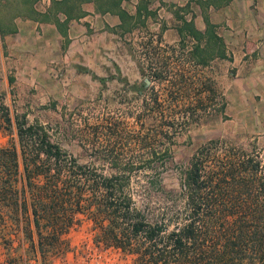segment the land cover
<instances>
[{
  "label": "trees",
  "instance_id": "16d2710c",
  "mask_svg": "<svg viewBox=\"0 0 264 264\" xmlns=\"http://www.w3.org/2000/svg\"><path fill=\"white\" fill-rule=\"evenodd\" d=\"M53 3L63 22L77 13L72 0ZM44 13L42 19L48 18ZM203 19V30L183 23L195 39L187 50L190 69L170 64L167 56L149 60V82L141 78L134 88V128L115 120L105 124L108 153L96 161L108 166L106 173L78 162L43 124L11 112L0 92V130L16 138L0 145V235L10 237L15 226L32 244L35 234L45 255L81 213L92 221L96 243L132 254L134 264H264V160L240 143L215 137L184 159L176 186L161 174L175 163L170 147L185 122L224 107L222 100L218 109L206 105L222 98L200 67L212 54L224 56V49L213 23ZM117 136L121 148L136 152L117 153ZM135 171L146 174L139 206L128 190ZM161 201L168 208L156 211L153 203Z\"/></svg>",
  "mask_w": 264,
  "mask_h": 264
},
{
  "label": "rangeland",
  "instance_id": "374dc122",
  "mask_svg": "<svg viewBox=\"0 0 264 264\" xmlns=\"http://www.w3.org/2000/svg\"><path fill=\"white\" fill-rule=\"evenodd\" d=\"M209 1L219 5L210 8L209 13L213 30L222 39L224 56L212 54L200 68L213 79L222 98L208 99L206 105L218 109L222 100L224 107L222 112L207 113L198 120L185 122L175 133L170 147L175 163L161 171L163 181L170 186L177 185L184 159L210 138L240 143L264 160V0ZM37 6L34 0L38 11L47 12L52 0L45 9ZM155 13L158 18L155 26L134 28L121 33V39L108 41L92 40L88 34L77 40L76 46L70 45L77 49L67 48L69 52L75 50L71 54H64L63 46L57 42L0 39V92L10 111L23 112L28 121L43 124L51 138L78 162L106 173L108 166L96 161L101 154L108 153L103 150L105 124L115 120L126 129L134 128L133 113L139 108L134 88L146 77L148 61L167 56L170 64L176 62L190 69L187 50L195 39L185 34L180 40L174 29L159 30L161 21L169 20V16L167 9L159 4ZM214 42L218 44L212 40L210 46L215 47ZM8 76L13 79L9 81ZM125 110L132 114L125 115ZM13 139L16 141L14 135L0 130V145ZM113 139L117 142L115 151L120 155L136 152L133 148H121L118 136ZM145 176L142 171H135L128 187L138 206L142 198L140 183ZM153 204L156 211L168 208L164 201ZM76 216L79 221L66 229L56 239L55 248L45 255L37 250L35 234L32 246L31 239L13 226L10 237L9 233L0 235V264L4 261L25 264L28 257L49 262L63 255L70 257L74 250L82 253L87 249L99 251L103 256L91 259L93 263L134 264L132 254L96 243L92 221L86 214ZM167 226L171 228L172 224Z\"/></svg>",
  "mask_w": 264,
  "mask_h": 264
},
{
  "label": "crops",
  "instance_id": "0c3cea01",
  "mask_svg": "<svg viewBox=\"0 0 264 264\" xmlns=\"http://www.w3.org/2000/svg\"><path fill=\"white\" fill-rule=\"evenodd\" d=\"M72 1L76 4L77 13L63 22L64 14L54 6L53 0L52 6L44 13L48 16L46 19H42L43 12L34 7V0H0V39L16 38L22 42L36 38L43 43L57 42L59 46H63L64 54L66 52L71 54L75 50L69 52L67 48L71 47L70 45L76 46L75 42L88 34L92 40L108 41L121 39V33L124 34L134 28L138 29L144 25L155 26L158 19L155 13L157 4L165 7L169 16V20L161 21L159 30L166 32L174 29L180 38L181 35L188 34L183 28L184 21H191L195 28L203 30L205 27L203 16H207L213 22L210 18V8L219 6L209 0ZM55 18L58 20L57 23Z\"/></svg>",
  "mask_w": 264,
  "mask_h": 264
},
{
  "label": "built area",
  "instance_id": "2783aa9c",
  "mask_svg": "<svg viewBox=\"0 0 264 264\" xmlns=\"http://www.w3.org/2000/svg\"><path fill=\"white\" fill-rule=\"evenodd\" d=\"M49 1L50 0H37V8L45 9ZM86 246H88L87 243ZM93 258L102 259L103 256L96 250L87 249L86 251H82V253L78 252V250H74L73 254H70V257L63 255L56 259H51L49 262H43L40 259L28 257L25 259V264H99L91 262ZM2 264L8 263L4 261Z\"/></svg>",
  "mask_w": 264,
  "mask_h": 264
},
{
  "label": "water",
  "instance_id": "95a60500",
  "mask_svg": "<svg viewBox=\"0 0 264 264\" xmlns=\"http://www.w3.org/2000/svg\"><path fill=\"white\" fill-rule=\"evenodd\" d=\"M143 80H144L145 84H147L149 82V79L147 77H144Z\"/></svg>",
  "mask_w": 264,
  "mask_h": 264
}]
</instances>
